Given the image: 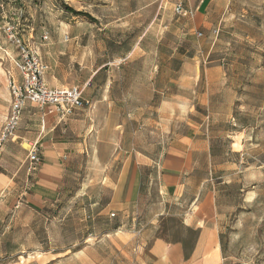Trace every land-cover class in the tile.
Here are the masks:
<instances>
[{
  "label": "crops",
  "instance_id": "crops-1",
  "mask_svg": "<svg viewBox=\"0 0 264 264\" xmlns=\"http://www.w3.org/2000/svg\"><path fill=\"white\" fill-rule=\"evenodd\" d=\"M0 1V5L5 4L6 13L17 8L7 0ZM181 2L183 0H178L174 5V12ZM204 2L197 8V14H201ZM73 9L89 14L93 21L73 14L67 18H49L22 9L25 13L22 21L24 37H33L43 62L49 67L47 84L50 87H80L84 89V97L93 102V107L79 109L68 120L61 121L57 112L41 111L28 104L14 139L1 147L0 155L6 150L23 154L22 158H16L22 164L7 158L10 167L21 168L31 145L38 143L42 163L32 182L27 178L18 182L16 175L0 172V250L3 249L0 264H24L11 260L22 253L19 251L22 245L12 242L8 235L11 224L3 223L2 218L17 210L22 215L55 204L62 198L60 186L65 169L79 165L102 169L104 178L91 184L110 191L107 208L99 215L114 211L111 216L116 219L114 225L108 223L105 226V237L109 241L100 240L99 244L106 246L109 243L114 249L115 261L111 264L119 263L118 255H124L128 264H221L218 226L209 227L210 216L216 210V191L214 187L209 188V181H204L188 196L190 188L186 177L193 174L197 165L194 157L203 152L204 143L200 142L196 129L181 135V125L176 122H184L193 116V109L183 111L184 105L178 97L173 112L170 111V100L164 98L167 88L163 80L164 65L151 61L154 56L164 55L160 42L169 29L165 18L161 19L155 13L151 17L134 15L130 19L138 36L123 64L119 56L108 51L107 41L111 40L112 32L125 29L103 21L101 16L93 17L82 6ZM42 11L46 12L45 9ZM5 12L0 9L1 23ZM94 26L98 27L102 53L109 58L102 60L98 67L86 64L84 59L88 54L85 47L87 31L94 30ZM156 41V45L152 43ZM2 44L9 57L0 51V131L10 110L6 72L11 71L16 79H20L12 61L16 57L14 48L3 40ZM128 60L130 63H126ZM160 74L161 80L157 79ZM96 77L98 84L94 82ZM156 94L162 96L157 115L150 107L159 98ZM130 135L144 136L143 147L132 142L128 147L126 139ZM207 151L210 152L209 147ZM126 152H131L128 157L124 156ZM113 168L116 169L114 173L110 170ZM81 195L90 198L85 191ZM177 216L182 217L186 229L199 233L197 239L166 242L153 236L149 241L145 240L147 233L161 230L169 218ZM208 231L212 232V238ZM141 234L145 239L140 242L137 237ZM113 235L118 239H110ZM88 240L84 238V247L78 252L66 250L62 256L59 254L44 263L27 264H69L70 260H80L78 254L86 256L89 252L90 247L86 248ZM79 245L81 243L71 247ZM147 247L140 260V249ZM83 264H86L85 257Z\"/></svg>",
  "mask_w": 264,
  "mask_h": 264
},
{
  "label": "rangeland",
  "instance_id": "rangeland-1",
  "mask_svg": "<svg viewBox=\"0 0 264 264\" xmlns=\"http://www.w3.org/2000/svg\"><path fill=\"white\" fill-rule=\"evenodd\" d=\"M8 1L19 10L26 8L34 15L49 18L71 17L67 8L82 6L93 17L101 16L103 21L125 29L112 32L111 40L107 41L108 51L119 56L123 64L138 36L130 19L134 15L151 17L155 13L165 18L169 29L160 42L164 55L154 56L151 61L164 65L163 80L167 86L164 98L170 100V111L173 112L178 97L184 102L180 103L184 105L183 111L193 109V116L176 122L181 125V135L196 129L200 142L204 143L203 152L194 157L197 165L193 174L190 179L186 177L190 188L188 196L204 181H209V188L214 187L216 191V210L210 216L209 227L218 226L221 264H264V0H205L201 14H197V8L204 0H183L182 3L193 9L192 17L175 14L174 5L178 0ZM48 22L51 25V21ZM94 27L87 31L88 54L84 59L86 64L98 67L102 60L109 58L102 53L98 27ZM152 43L156 45L157 41ZM157 79L161 80L162 75ZM94 82L98 84V77ZM161 98L160 95L150 106L156 115L162 106ZM130 136L126 139L128 147L131 142L143 147L144 136ZM22 155L18 151H2L0 172L16 175L18 182L23 178L32 182L40 166L29 175L27 160L21 168L9 165L7 158L22 164L16 160ZM110 170L114 173L116 169ZM103 178L102 169L82 165L65 169L60 186L62 198L55 204L22 215L17 210L2 218L3 223L11 224L8 235L12 242L22 245L19 249L22 253L12 254L11 260L24 264L44 263L59 254L62 256L66 250H82L83 240L87 238L89 252L86 256L78 254L80 260H70L69 264H83V257L86 264L114 262V249L110 244H99L100 240L109 241L105 237V226L114 225L116 219L111 216L114 211L99 215L107 208L110 191L91 184ZM84 191L91 199L81 195ZM208 233L211 237L212 232ZM153 236L166 242H179L195 240L199 233L186 229L182 217L177 216L169 218L161 230L147 233L146 239L143 234L137 239L149 241ZM110 239L118 238L113 235ZM78 243L81 245L71 247ZM147 249H140V260ZM117 261L118 264L129 263L124 255H118Z\"/></svg>",
  "mask_w": 264,
  "mask_h": 264
},
{
  "label": "built area",
  "instance_id": "built-area-1",
  "mask_svg": "<svg viewBox=\"0 0 264 264\" xmlns=\"http://www.w3.org/2000/svg\"><path fill=\"white\" fill-rule=\"evenodd\" d=\"M0 9L5 12V4L2 3ZM175 12L182 17L194 15V11L182 2L176 5ZM3 16V23L0 22V51L9 57L2 40L14 48L16 57L12 61L20 79H16L11 71L6 72L10 110L0 131V149L4 143L14 139L28 104L36 106L41 111L49 109L50 113L57 112L61 121L68 120L79 109L93 107V102L84 97V89L50 87L47 84L46 75L49 67L43 62L33 37H24L23 11L14 9L9 13L5 12ZM43 40L46 41L47 37L44 36ZM27 161L28 173L32 175L42 163L38 143L31 145ZM18 208L19 205L16 206V209Z\"/></svg>",
  "mask_w": 264,
  "mask_h": 264
},
{
  "label": "trees",
  "instance_id": "trees-1",
  "mask_svg": "<svg viewBox=\"0 0 264 264\" xmlns=\"http://www.w3.org/2000/svg\"><path fill=\"white\" fill-rule=\"evenodd\" d=\"M67 10H68L69 12H71L74 16L85 17V18H87V19L93 21V19L91 18V16H90L89 14H87V13H84V12H77V11H75V10L72 9V8H67Z\"/></svg>",
  "mask_w": 264,
  "mask_h": 264
}]
</instances>
